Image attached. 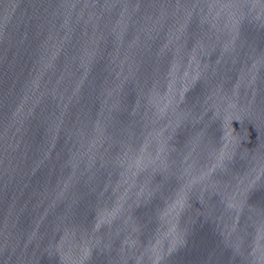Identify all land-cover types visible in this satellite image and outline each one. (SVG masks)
I'll return each instance as SVG.
<instances>
[{
	"label": "water",
	"instance_id": "1",
	"mask_svg": "<svg viewBox=\"0 0 264 264\" xmlns=\"http://www.w3.org/2000/svg\"><path fill=\"white\" fill-rule=\"evenodd\" d=\"M0 264H264V0H0Z\"/></svg>",
	"mask_w": 264,
	"mask_h": 264
}]
</instances>
